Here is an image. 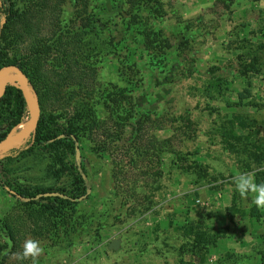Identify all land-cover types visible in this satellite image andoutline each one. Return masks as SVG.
<instances>
[{
	"label": "rangeland",
	"instance_id": "1",
	"mask_svg": "<svg viewBox=\"0 0 264 264\" xmlns=\"http://www.w3.org/2000/svg\"><path fill=\"white\" fill-rule=\"evenodd\" d=\"M85 1L107 45L93 108L98 133L110 137L97 139L99 152L97 141H80L74 160L87 169L89 195L72 225L36 232L23 204L0 188L1 264H31L12 256L27 238L44 249L39 264H261L264 209L241 199L232 178L264 172V0ZM74 5H63V21ZM119 88L131 106L118 142L112 120L123 116L110 100ZM233 114L249 127L234 125ZM28 119L25 111L8 135ZM44 164L5 169L32 185Z\"/></svg>",
	"mask_w": 264,
	"mask_h": 264
},
{
	"label": "trees",
	"instance_id": "2",
	"mask_svg": "<svg viewBox=\"0 0 264 264\" xmlns=\"http://www.w3.org/2000/svg\"><path fill=\"white\" fill-rule=\"evenodd\" d=\"M66 2L75 4L73 16L67 22L61 18ZM143 2L146 4L147 0ZM96 24L97 19L87 11L85 0H0V68L18 67L39 107L35 129L24 143L16 149L12 146L3 153L0 151V188L23 204L28 213L25 219L36 232L42 226L50 225L54 231L73 224L76 206L89 195L87 169L74 160L80 141L86 138L95 143L101 135L110 137L107 131L98 133L101 122L93 108L96 64L107 48L93 32ZM129 100L120 88L115 99L110 100L123 116V123L119 118L112 120L117 126L112 131L118 142L130 117L123 110L124 106H131ZM25 111L20 90L6 86L0 98V140L21 123ZM231 121L238 127H249L242 115L233 114ZM135 122L137 135L138 119ZM95 147L96 152L103 151L99 142ZM35 158L45 162L35 184H22L6 174V164ZM263 175L264 172L259 180L257 174V183L264 182ZM249 216L257 217L256 211L251 210ZM2 229L14 249V229L7 223ZM261 257L264 264V252ZM1 261L2 258L0 264Z\"/></svg>",
	"mask_w": 264,
	"mask_h": 264
},
{
	"label": "water",
	"instance_id": "3",
	"mask_svg": "<svg viewBox=\"0 0 264 264\" xmlns=\"http://www.w3.org/2000/svg\"><path fill=\"white\" fill-rule=\"evenodd\" d=\"M0 76H2L0 81V98L4 93L5 87L8 86L10 82L17 81L25 109L29 115L25 130L14 135H8L0 140V151H6L9 147L21 144L30 133L33 132L39 117V107L34 94L28 88L27 79L24 73L18 67L14 65L4 66L0 68ZM112 247L114 248L115 246Z\"/></svg>",
	"mask_w": 264,
	"mask_h": 264
},
{
	"label": "clouds",
	"instance_id": "4",
	"mask_svg": "<svg viewBox=\"0 0 264 264\" xmlns=\"http://www.w3.org/2000/svg\"><path fill=\"white\" fill-rule=\"evenodd\" d=\"M232 183L241 199L247 200L251 196V203L258 209H264V182L257 183L254 172L239 173L232 178ZM43 252L40 241L27 238L22 245V250L12 253V256L16 261L39 264V258Z\"/></svg>",
	"mask_w": 264,
	"mask_h": 264
},
{
	"label": "bare ground",
	"instance_id": "5",
	"mask_svg": "<svg viewBox=\"0 0 264 264\" xmlns=\"http://www.w3.org/2000/svg\"><path fill=\"white\" fill-rule=\"evenodd\" d=\"M1 79H2V76H0V81H1ZM26 129V128H25Z\"/></svg>",
	"mask_w": 264,
	"mask_h": 264
}]
</instances>
